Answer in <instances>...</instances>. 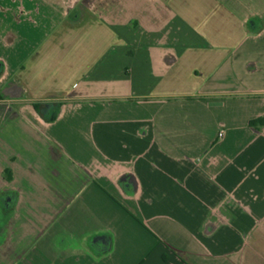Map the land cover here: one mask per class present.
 I'll list each match as a JSON object with an SVG mask.
<instances>
[{
    "label": "crops",
    "instance_id": "crops-1",
    "mask_svg": "<svg viewBox=\"0 0 264 264\" xmlns=\"http://www.w3.org/2000/svg\"><path fill=\"white\" fill-rule=\"evenodd\" d=\"M261 118L264 0H0V264H264Z\"/></svg>",
    "mask_w": 264,
    "mask_h": 264
},
{
    "label": "trees",
    "instance_id": "trees-1",
    "mask_svg": "<svg viewBox=\"0 0 264 264\" xmlns=\"http://www.w3.org/2000/svg\"><path fill=\"white\" fill-rule=\"evenodd\" d=\"M34 107L36 109L39 108L37 105H34ZM250 125L252 127H264V118L253 120L250 122ZM100 241H101V243L98 242V239H97L94 243L95 244V246H94L95 250L97 251L98 254L105 253L107 250H109L110 245H111V241L107 237L101 239Z\"/></svg>",
    "mask_w": 264,
    "mask_h": 264
},
{
    "label": "rangeland",
    "instance_id": "rangeland-1",
    "mask_svg": "<svg viewBox=\"0 0 264 264\" xmlns=\"http://www.w3.org/2000/svg\"><path fill=\"white\" fill-rule=\"evenodd\" d=\"M11 206V204H9L8 202L2 200L0 202V228L3 226V225H7V211L5 210H8V207ZM3 208L5 210H3Z\"/></svg>",
    "mask_w": 264,
    "mask_h": 264
},
{
    "label": "built area",
    "instance_id": "built-area-1",
    "mask_svg": "<svg viewBox=\"0 0 264 264\" xmlns=\"http://www.w3.org/2000/svg\"><path fill=\"white\" fill-rule=\"evenodd\" d=\"M221 136L223 135V133L220 134Z\"/></svg>",
    "mask_w": 264,
    "mask_h": 264
}]
</instances>
